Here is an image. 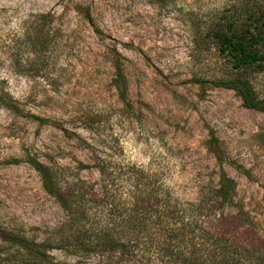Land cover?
I'll use <instances>...</instances> for the list:
<instances>
[{"label":"rangeland","instance_id":"obj_1","mask_svg":"<svg viewBox=\"0 0 264 264\" xmlns=\"http://www.w3.org/2000/svg\"><path fill=\"white\" fill-rule=\"evenodd\" d=\"M238 5L0 0V91L49 119L0 105V264L101 263L60 242L75 212L48 193L27 155L90 178L105 155L127 170L151 166L176 210L188 215L200 196L213 199L237 231L264 240V113L216 84L233 69L212 31ZM118 69L125 99L113 84ZM249 77L264 97V71ZM222 174L234 185L223 201L208 193ZM171 253L176 264H206L185 245ZM122 264L159 263L136 255Z\"/></svg>","mask_w":264,"mask_h":264},{"label":"trees","instance_id":"obj_2","mask_svg":"<svg viewBox=\"0 0 264 264\" xmlns=\"http://www.w3.org/2000/svg\"><path fill=\"white\" fill-rule=\"evenodd\" d=\"M237 1L238 7L222 17L212 31L233 69L216 84L233 89L244 107L264 113V97L249 77L264 71V0ZM113 84L119 98L125 99L121 69L115 73ZM0 105L16 116L39 123L49 121L25 111L7 92L0 91ZM24 161L40 174L48 193L63 208L75 212L74 217L69 216L60 242L75 252L96 254L100 264H122L136 255L159 264H176L171 252L179 245L191 248L206 264H264V240L237 231L233 216L225 217L215 210L221 202L200 196L190 214L181 213L171 203L163 173L151 166L127 170L105 155L102 164L96 165L97 175L90 178L82 176L78 167L47 166L29 155ZM232 164L248 175L242 166ZM233 189L222 174L218 187L208 193L223 201ZM212 218L220 227L218 231L212 227Z\"/></svg>","mask_w":264,"mask_h":264}]
</instances>
